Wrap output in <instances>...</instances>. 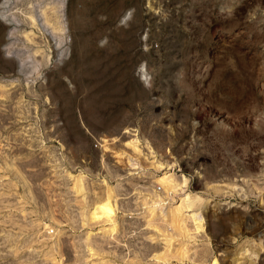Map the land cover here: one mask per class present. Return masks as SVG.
<instances>
[{
	"label": "rangeland",
	"instance_id": "obj_1",
	"mask_svg": "<svg viewBox=\"0 0 264 264\" xmlns=\"http://www.w3.org/2000/svg\"><path fill=\"white\" fill-rule=\"evenodd\" d=\"M13 1L0 264H264V0Z\"/></svg>",
	"mask_w": 264,
	"mask_h": 264
},
{
	"label": "bare ground",
	"instance_id": "obj_2",
	"mask_svg": "<svg viewBox=\"0 0 264 264\" xmlns=\"http://www.w3.org/2000/svg\"><path fill=\"white\" fill-rule=\"evenodd\" d=\"M13 0H4V2L0 5V11H2L3 16H7V12L9 11L10 7L13 4ZM7 22L11 23V20L6 17ZM37 22L33 20V25H36ZM103 145L102 147L108 151V140H102ZM156 183L161 185L162 188L166 191L171 189V176H164L158 178ZM115 193L112 188L107 186L105 194L101 196H97L95 201L89 205L87 208H84L81 211V217L83 220H88L92 223H101L103 225H108L109 227L106 229V233L109 236H113L117 232V223H116V216H117V199L115 198ZM162 199L158 198L157 201L160 202ZM156 202V201H155ZM188 207H191L190 205ZM182 208H176L174 212H172V221L175 223L178 222L177 217H175L176 213H179ZM180 214V213H179ZM199 221L197 223L198 229H202L203 223L201 216L197 218ZM50 221V220H49ZM64 226V225H63ZM50 225L44 223V229L49 230ZM92 251V249H89ZM183 254V252L181 253ZM155 258L158 256H154ZM212 261V262H211ZM210 264H218L217 259L213 258Z\"/></svg>",
	"mask_w": 264,
	"mask_h": 264
}]
</instances>
